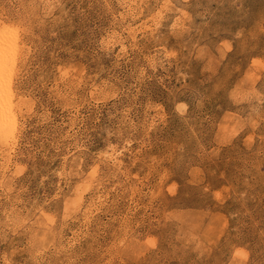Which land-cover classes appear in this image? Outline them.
I'll use <instances>...</instances> for the list:
<instances>
[{"label":"rangeland","instance_id":"1","mask_svg":"<svg viewBox=\"0 0 264 264\" xmlns=\"http://www.w3.org/2000/svg\"><path fill=\"white\" fill-rule=\"evenodd\" d=\"M0 264H264V0H0Z\"/></svg>","mask_w":264,"mask_h":264},{"label":"bare ground","instance_id":"2","mask_svg":"<svg viewBox=\"0 0 264 264\" xmlns=\"http://www.w3.org/2000/svg\"><path fill=\"white\" fill-rule=\"evenodd\" d=\"M11 50L3 47L0 43V134L10 136L12 133L11 119L6 108V86L5 77L10 67Z\"/></svg>","mask_w":264,"mask_h":264}]
</instances>
